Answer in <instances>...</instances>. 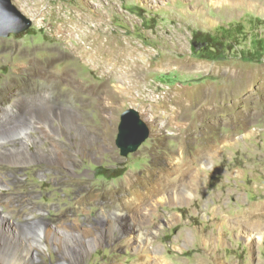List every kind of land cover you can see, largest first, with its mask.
<instances>
[{"label": "rangeland", "instance_id": "374dc122", "mask_svg": "<svg viewBox=\"0 0 264 264\" xmlns=\"http://www.w3.org/2000/svg\"><path fill=\"white\" fill-rule=\"evenodd\" d=\"M12 1L33 26L0 37V136L35 128L0 146V264H264V0ZM130 108L151 133L122 156ZM133 213L144 254L113 229Z\"/></svg>", "mask_w": 264, "mask_h": 264}, {"label": "water", "instance_id": "95a60500", "mask_svg": "<svg viewBox=\"0 0 264 264\" xmlns=\"http://www.w3.org/2000/svg\"><path fill=\"white\" fill-rule=\"evenodd\" d=\"M32 26V19L23 14L12 0H0V37L5 38L11 34H21ZM11 111V107L5 108V113L0 120V129L7 128L13 123L18 124L15 119L17 120L21 117L13 115ZM34 128L33 120L23 123L17 132L7 136H0V146L16 140L25 141V138ZM150 133L149 125L141 117L138 110L130 108L123 112L116 140V145L120 149L121 155L127 156L130 153L137 152L141 145L149 139ZM27 229L30 231V227H27Z\"/></svg>", "mask_w": 264, "mask_h": 264}, {"label": "bare ground", "instance_id": "6f19581e", "mask_svg": "<svg viewBox=\"0 0 264 264\" xmlns=\"http://www.w3.org/2000/svg\"><path fill=\"white\" fill-rule=\"evenodd\" d=\"M85 21V20H84ZM100 27V26H99ZM81 28V27H80ZM90 28V27H89ZM91 32V31H90ZM70 37V36H69ZM86 39V38H85ZM90 39V38H88ZM80 43V42H79ZM103 46V45H102ZM131 49V50H130ZM128 50H130L128 53V55H131L133 57H136L135 60H136V65L137 68H140V69H143L145 68L143 66V60H146L148 58V51L146 49H142V48H138L137 46H133L132 48H130ZM84 50V49H83ZM84 55L86 57H90L91 59L92 58H95V56L97 55L94 54L93 52H88V51H85ZM118 59V58H117ZM129 60V59H128ZM167 60V59H166ZM168 60H171V59H168ZM146 62V61H145ZM148 62V61H147ZM102 64V63H101ZM147 64V63H146ZM124 65V64H123ZM128 65V64H127ZM159 66V63H156L155 65H150L149 68H148V71L151 70V69H155ZM133 70V69H132ZM137 70V69H136ZM113 73V72H112ZM143 83V82H142ZM141 88V87H140ZM247 88V81L245 80H239V82L236 84V86L233 88L235 89V92H242L244 91L245 89ZM133 90V88H131ZM143 91V90H142ZM50 109V108H49ZM50 117H48V119H50ZM47 119V123H46V138L47 140L51 141L52 144H55V142L53 141L52 139V136L53 134H55V131L56 128L52 125L51 123V120L49 121ZM29 136V135H28ZM21 143H26L25 141L21 140ZM55 147H56V144L54 145V152L55 153ZM46 156V154H44ZM49 156V155H47ZM63 161H65V159H63ZM67 163H69L67 161ZM190 172V171H189ZM191 175V174H190ZM188 177V176H187ZM187 183V182H186ZM134 184V183H133ZM139 192V191H138ZM155 194V193H154ZM188 196H191V193L190 192H187L185 193V197L183 196V200H187L188 199ZM140 199V198H137V200ZM141 200V199H140ZM151 200V199H150ZM135 201V200H134ZM143 202V201H142ZM135 204V202H134ZM139 204V203H138ZM136 205V204H135ZM136 208L138 210L141 209V212L143 209H145L148 213H150V209H148L147 207L144 206V203H140L138 206H136ZM132 209V208H131ZM134 209V208H133ZM135 211V209L133 210ZM138 212V211H137ZM136 212V213H137ZM139 213V212H138ZM151 214V213H150ZM130 215V213H129ZM114 221H113V229L115 231L119 230L123 225H130V228L132 230V233L134 234V238L133 239H129V241L131 242V245L134 246L138 251L142 252L144 254L145 250L149 247H152L151 245H153L156 237L153 235V232L149 231V230H145L143 228V224L145 223V219H143V217L139 216V215H136V214H132L131 216H127L126 218H123V215H119V214H116L114 217ZM148 218V217H147ZM148 221V220H147ZM112 227V226H111ZM112 229V228H111ZM71 230V229H70ZM77 230V229H76ZM38 231V230H37ZM33 232V237L34 238H38V240H41L44 236V231H43V228L41 230H39L38 232ZM59 231V230H58ZM112 231V230H111ZM122 231H125V230H122ZM120 231V232H122ZM69 232V229H63L61 231L62 234H67ZM76 232H79L80 231H76ZM133 234H131L130 236H132ZM31 235V236H32ZM111 235V233H110ZM248 239L249 240H252L254 239L253 236L251 235H247ZM114 238V237H113ZM104 240H106V237H105V230L101 233H98V237L97 239H89V244H96V243H101L103 242ZM97 245V244H96ZM148 251V250H147ZM70 255L72 256V260L73 259H78V257H80V252H75V251H70L69 252ZM82 253V252H81ZM146 256V255H145ZM143 256V257H145ZM37 257V256H36ZM149 257V256H148ZM146 258V257H145ZM142 258L138 259L135 263L133 264H141L139 261H141ZM149 259V258H148ZM143 260V259H142ZM146 261V260H145ZM148 261V260H147ZM167 261V260H166ZM143 262V261H142ZM150 262V261H149ZM168 263V262H167ZM147 264V263H146ZM164 264V263H163Z\"/></svg>", "mask_w": 264, "mask_h": 264}, {"label": "flooded vegetation", "instance_id": "af4514ba", "mask_svg": "<svg viewBox=\"0 0 264 264\" xmlns=\"http://www.w3.org/2000/svg\"><path fill=\"white\" fill-rule=\"evenodd\" d=\"M11 110H12V111H11V113H12L13 115H16V114H17V111H16V109H12V108H11ZM33 122H34V124H35V121H33ZM38 128H39V127H38ZM38 128H37V129H38ZM37 154H39V155H40V154H41V152H39V151H38V152H37ZM28 220H29V219H28Z\"/></svg>", "mask_w": 264, "mask_h": 264}]
</instances>
